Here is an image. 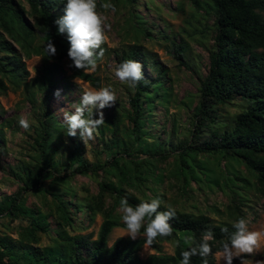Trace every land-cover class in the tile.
Returning a JSON list of instances; mask_svg holds the SVG:
<instances>
[{
	"label": "trees",
	"instance_id": "trees-1",
	"mask_svg": "<svg viewBox=\"0 0 264 264\" xmlns=\"http://www.w3.org/2000/svg\"><path fill=\"white\" fill-rule=\"evenodd\" d=\"M24 1L30 13L36 17L35 29L24 20L23 10L14 0H0V93L7 91L6 79L18 85L25 73L20 56L5 40V35L20 46L26 57L30 56L28 50L38 35L45 46L48 39L52 41L58 59L68 58L70 45L67 36L58 34L54 23L63 15L66 0ZM193 4L205 14L213 16L215 35L208 55L206 75L199 82L198 104L194 108V130L189 139L167 152L166 142L148 137L145 115L151 116L155 103L164 99L161 73L154 79H147L143 71L144 78L133 88L134 95L130 99L129 133L125 135L126 139L119 138L118 121L111 124L110 139L105 142L101 140L102 152L108 157L102 163L89 162L84 156L85 149L77 144L66 151L63 163L57 161L54 156L58 152V145L54 139L62 126L51 114L43 112V121H39L34 140L39 154L31 163L12 169L21 187L18 192L0 200V218H22L28 223L21 227L16 239L0 234V264H180L181 253L191 247L185 243V238L194 235L199 241L201 234L208 229L214 232L215 238L209 241L213 254L206 258L192 256L190 264H204L205 259L207 264H215L214 254L220 249V242L225 239L222 228L227 227L232 232L233 224L217 223L203 214L194 215L176 210V217L170 221L173 235L157 237L148 246L155 254L144 260L139 257V252L147 246L143 228L136 240L119 237L111 246L107 245L113 229L126 228L121 218L114 213L119 208L121 198H127L131 205L151 201L140 199L124 190V186L133 179H144L142 176L149 169L142 170V167L151 165L150 160L161 163L175 154L179 166L177 176L182 181L183 192L189 182L200 183L201 176L208 183L218 184L200 156L241 162L252 173L264 194V0H193ZM33 52L40 54L37 47ZM128 59L139 61L143 68L149 64V57L137 47H132L122 55L119 64ZM57 74V68L52 65L43 69L41 86L44 90L52 87ZM73 76L95 87L99 86L97 79L81 70L75 69ZM232 102H240V110L231 116L221 115L219 106ZM59 169L68 170L65 173L68 177L102 172L107 178V181L99 184V193L91 201H77L73 204L63 199L69 191L62 193L55 189L50 193L58 203L60 221L71 226L67 205L73 206L78 212L86 210L91 219L97 213H102L104 218L95 239L93 233L70 236L64 230H56L50 239L51 243L41 247L38 246L39 236L50 233L48 215L27 206L25 196L28 193H43V184L54 179ZM113 178L117 183L112 181ZM104 194L113 202L106 211ZM231 202L234 203V200ZM165 209L161 206L159 210ZM240 218H243L242 215ZM169 242L174 243L173 253H162V243Z\"/></svg>",
	"mask_w": 264,
	"mask_h": 264
},
{
	"label": "rangeland",
	"instance_id": "rangeland-1",
	"mask_svg": "<svg viewBox=\"0 0 264 264\" xmlns=\"http://www.w3.org/2000/svg\"><path fill=\"white\" fill-rule=\"evenodd\" d=\"M14 3L22 8L24 20L35 29L36 17L30 13L27 3L24 0H14ZM105 3L115 5L116 11L104 9L102 5ZM97 11L105 18V24L110 25V28H106V39L101 46L105 54L97 61L94 71H81L97 79L98 87L73 76L75 68L69 67L72 64L69 58L60 60L57 52L55 56H48L46 46L38 35L28 50L29 57L5 35V40L20 56L25 73L18 85L15 81L6 79L7 91L0 93V200L18 192L21 187L12 169L31 163L39 154L34 140L39 121H43V112L51 114L62 126L54 139L58 145V152L54 157L61 163L66 157V151L74 144L85 149L84 156L89 162L102 163L106 160L108 157L102 152L101 140L105 142L110 139L111 124L116 121L118 137L126 139L125 135L131 127L128 115L131 113L130 99L134 95V89L119 81L114 75V69L121 56L132 47H137L149 57V64L143 68L147 79H154L159 73L163 77L164 99L155 103L151 116L145 115L148 137L166 142L168 152L178 143L189 139L194 130V108L198 104L199 82L206 75L208 55L215 35L213 16L197 9L193 0H97ZM36 47L40 50L38 55L33 52ZM182 49L184 50L181 51ZM50 65L57 68L58 74L52 87L44 90L41 86L42 72ZM101 87H110L117 97L113 107L102 110L105 124L97 129L92 140L85 143L80 139L79 133L76 137H66V126L59 110L73 111L70 105L79 101L83 91ZM57 90L61 93L59 99L54 96ZM45 94L47 99L44 98ZM240 105V102H232L219 106V112L225 117L231 116L240 110ZM21 117L28 120L29 129L19 126ZM93 118H98L96 110ZM200 157L218 184L208 183L201 176L200 183L189 182L186 190L181 191L182 181L177 176V158L175 154H171L161 163L150 160L151 165L142 167V170L149 169L143 172L144 179H133L124 186V190L140 199L159 197L163 207L171 205L182 212L207 215L217 223L233 224L242 215L248 221L250 231L264 232V194L252 173L241 162L227 161L220 157ZM65 173L68 170L59 169L54 179L43 184V193H28L25 196L27 206L48 215L50 233L39 236L38 246L49 245L56 230H64L70 236L93 233L95 239L103 221L102 213H97L91 219L86 210L78 212L71 205H67L71 226L60 221L58 203L50 193L55 189L62 193L69 191V194H64L63 199L73 204L77 201H91L99 193V184L107 181L102 172L74 177H68ZM112 181L117 183L114 178ZM112 203V199L104 194L105 211L110 209ZM118 209L114 213L121 218L122 213ZM27 224L22 218H0V234L16 239L18 231ZM119 237H129L126 228L113 229L107 245L111 246ZM173 250L174 243H162V253L172 254ZM152 254L155 252L145 246L139 252V257L144 260ZM248 259L253 262L264 259V241ZM214 260L215 264H223L222 259L215 254ZM233 264H239V259Z\"/></svg>",
	"mask_w": 264,
	"mask_h": 264
},
{
	"label": "clouds",
	"instance_id": "clouds-1",
	"mask_svg": "<svg viewBox=\"0 0 264 264\" xmlns=\"http://www.w3.org/2000/svg\"><path fill=\"white\" fill-rule=\"evenodd\" d=\"M104 9L115 12V5L105 3ZM58 28V34H66L70 45L67 56L72 61L69 67L77 70L94 71L97 61L102 59L105 50L101 47L106 39L105 18L97 11V0H66V6L62 16L54 21ZM45 51L48 56L56 55V48L48 39ZM114 75L119 81L127 83L135 88L143 77V65L136 60L128 59L118 64L114 69ZM60 90L54 96L60 98ZM117 102L115 92L110 87L99 89H87L82 92L77 103L70 105L68 109H60L62 122L66 126V137H76L79 133L80 139L85 143L94 138L97 129L105 124L103 109L110 108ZM94 110L98 118H93ZM19 126L27 130L30 124L27 119L21 117ZM67 143V141H66ZM162 201L159 197L151 201H141L137 205L129 204L127 198H121L118 211L122 213L121 219L126 226L128 236L136 240L141 234L147 246H151L157 237H170L174 229L170 221L176 217V210L168 205L165 210L160 211ZM234 231L229 232L227 227L222 228L225 239L221 241L220 249L215 253L220 257L223 264H233L234 259H239V264H264V259L253 262L248 259L261 246L264 241V232L250 231L248 221L240 218L232 225ZM211 229L201 234L199 241L194 235L185 238V243L191 247L181 253L180 264H190L192 256L199 255L206 258L213 254L209 241L214 239ZM207 264V260H204Z\"/></svg>",
	"mask_w": 264,
	"mask_h": 264
}]
</instances>
